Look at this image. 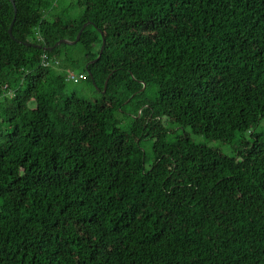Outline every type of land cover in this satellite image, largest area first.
<instances>
[{"label": "trees", "instance_id": "trees-1", "mask_svg": "<svg viewBox=\"0 0 264 264\" xmlns=\"http://www.w3.org/2000/svg\"><path fill=\"white\" fill-rule=\"evenodd\" d=\"M14 2L0 264H264V0Z\"/></svg>", "mask_w": 264, "mask_h": 264}, {"label": "rangeland", "instance_id": "rangeland-1", "mask_svg": "<svg viewBox=\"0 0 264 264\" xmlns=\"http://www.w3.org/2000/svg\"><path fill=\"white\" fill-rule=\"evenodd\" d=\"M72 72L76 73L75 71H72ZM69 90L75 92L78 96H81V97L86 98L88 100H94L98 96L96 91L93 90V88L90 87L88 81L85 80V79L78 80L76 82H69ZM31 105H33V103H31ZM128 110L131 111L132 109H130V107H129ZM118 117L119 118H121V117L122 118H127L126 115H123L121 113L118 114ZM168 127L172 128V125L171 126L168 125ZM177 132L180 133L181 130H177ZM185 132L188 135H190L197 142H202V143L206 144L209 147L218 149L223 154L232 155V156H234L236 154V149H235L233 144L232 145H228V144H222V143H220L219 141H216V140H206V139H204L202 137H198V136L192 135L189 129H185Z\"/></svg>", "mask_w": 264, "mask_h": 264}, {"label": "water", "instance_id": "water-1", "mask_svg": "<svg viewBox=\"0 0 264 264\" xmlns=\"http://www.w3.org/2000/svg\"><path fill=\"white\" fill-rule=\"evenodd\" d=\"M9 1H10V3H11L12 7H13V13H14V15H13L12 21H11V23H10V26H9V28H8V34L13 38V36H12V31H11V27H12V24H13V22H14V20H15V16H16V11H17V10H16V6H15V2H14V0H9ZM87 24H88V22H85V23L82 24L80 30L78 31V33H77V35H76V37H75V39H74L73 41H69V40H66V39H59V40L56 41V42L53 44V46H51V47H42V46H40V45H37V46H38V47H42L44 50H48V51H50L53 47H56V46L59 45L60 43H64V44H74V43L79 39V36H80V33H81L82 29H83ZM104 44H105V39L102 37V43H101V46H100V49H99V53H98L97 57H96L95 59H93L91 62H95V61H97V60L100 58L101 53H102L103 48H104ZM107 78H108V77H107ZM106 83H107V79H106L105 82H104V87H103L102 92H104V90H105ZM142 88H144V84H143V87H142Z\"/></svg>", "mask_w": 264, "mask_h": 264}, {"label": "built area", "instance_id": "built-area-1", "mask_svg": "<svg viewBox=\"0 0 264 264\" xmlns=\"http://www.w3.org/2000/svg\"><path fill=\"white\" fill-rule=\"evenodd\" d=\"M42 64L47 66L49 62L47 61V57L45 55L42 56ZM67 79L70 81H77L78 79L82 78V74H76L72 72L71 70L67 71ZM14 95L13 89H10L7 87V85H3V87L0 89V96L11 98Z\"/></svg>", "mask_w": 264, "mask_h": 264}]
</instances>
